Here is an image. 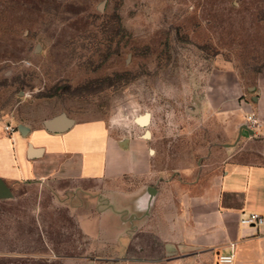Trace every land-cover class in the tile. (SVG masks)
<instances>
[{"label": "rangeland", "instance_id": "obj_1", "mask_svg": "<svg viewBox=\"0 0 264 264\" xmlns=\"http://www.w3.org/2000/svg\"><path fill=\"white\" fill-rule=\"evenodd\" d=\"M260 78L264 0H0V122L13 127L99 120L151 132L152 146L179 154L170 166H195L222 129L220 105L235 116ZM144 113L151 123L138 127ZM58 188L0 199V264H180L157 242L90 248Z\"/></svg>", "mask_w": 264, "mask_h": 264}, {"label": "crops", "instance_id": "obj_2", "mask_svg": "<svg viewBox=\"0 0 264 264\" xmlns=\"http://www.w3.org/2000/svg\"><path fill=\"white\" fill-rule=\"evenodd\" d=\"M247 90L249 102L242 99L235 116L231 103L214 104L223 107L222 129L195 166H170L179 154L152 146L151 132L120 134L99 120H73L57 134L43 123L60 113L15 127L0 122V180L9 190L58 185L94 250L157 242L180 264L231 249L234 264H264V231L239 224L242 214H264V78ZM239 113H253L260 130L247 131Z\"/></svg>", "mask_w": 264, "mask_h": 264}, {"label": "built area", "instance_id": "obj_3", "mask_svg": "<svg viewBox=\"0 0 264 264\" xmlns=\"http://www.w3.org/2000/svg\"><path fill=\"white\" fill-rule=\"evenodd\" d=\"M244 127L253 134L260 130L261 123L253 113H249L244 118ZM239 224L243 227H253L264 231V214L254 212L242 214L239 217ZM218 258L219 264H234L232 249L230 253L220 254Z\"/></svg>", "mask_w": 264, "mask_h": 264}, {"label": "water", "instance_id": "obj_4", "mask_svg": "<svg viewBox=\"0 0 264 264\" xmlns=\"http://www.w3.org/2000/svg\"><path fill=\"white\" fill-rule=\"evenodd\" d=\"M150 117L151 115L149 113H144L142 115L135 117L133 121L138 127H146L150 123ZM73 123L74 122L72 119L68 118L64 113H60L59 115L45 121L43 123V127L47 132L52 134H57V133H62L68 130L69 128H71ZM19 129H23V128L19 127ZM146 134H148V131L144 133L145 137ZM9 197H11L10 190L0 180V199H5Z\"/></svg>", "mask_w": 264, "mask_h": 264}, {"label": "bare ground", "instance_id": "obj_5", "mask_svg": "<svg viewBox=\"0 0 264 264\" xmlns=\"http://www.w3.org/2000/svg\"><path fill=\"white\" fill-rule=\"evenodd\" d=\"M146 137H149V134H146Z\"/></svg>", "mask_w": 264, "mask_h": 264}]
</instances>
